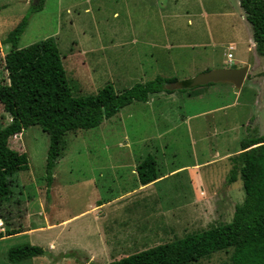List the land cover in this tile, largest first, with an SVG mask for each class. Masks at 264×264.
<instances>
[{"label": "rangeland", "instance_id": "obj_1", "mask_svg": "<svg viewBox=\"0 0 264 264\" xmlns=\"http://www.w3.org/2000/svg\"><path fill=\"white\" fill-rule=\"evenodd\" d=\"M35 1L0 0V130L28 162L26 170L0 175V230H22L0 239V264H107L229 222L245 196L239 176L227 181L233 159L242 140L264 135V59L248 50L252 30L239 22L238 0H44L30 13ZM25 15L18 47L52 37L76 95L106 83L120 92L156 76L181 81L246 60L247 78L239 89L209 83L161 92L95 128L66 133L46 199L49 135L38 125L18 130L4 102L10 78L3 40ZM148 154L170 178L143 187L139 200L127 191L138 189L132 169ZM108 239L114 244L106 248ZM26 244L46 254L10 262L8 250ZM232 250L190 264H235Z\"/></svg>", "mask_w": 264, "mask_h": 264}, {"label": "trees", "instance_id": "obj_2", "mask_svg": "<svg viewBox=\"0 0 264 264\" xmlns=\"http://www.w3.org/2000/svg\"><path fill=\"white\" fill-rule=\"evenodd\" d=\"M238 1L251 27L256 53L264 59V0ZM43 4L44 0H36L30 5L29 12L40 11ZM28 18V15L23 16L3 40V44L9 46L4 66L10 78L9 97L4 102L13 112L18 130L38 125L49 135L45 165L48 199L52 172L65 147L63 138L66 133L95 128L133 102H147L150 96L161 92L172 93L176 90L168 85L177 78L156 76L120 92H116L111 83H106L96 93L76 95L52 37L18 47ZM262 74L264 76V67ZM233 160L236 165L227 181L234 182L239 176L245 196L243 202L235 206L229 222L189 233L107 264H190L227 249H233L229 258L235 264H264V135L242 140L240 152ZM26 169V155L10 149L8 136L0 130V175L11 176ZM136 172L142 185L156 180L159 171L154 156L148 154L143 158L136 166ZM3 197L0 195V203ZM0 220L6 221L2 215ZM20 232L22 230L5 228L0 231V239ZM45 254L39 246L26 244L11 247L7 258L16 263Z\"/></svg>", "mask_w": 264, "mask_h": 264}, {"label": "water", "instance_id": "obj_3", "mask_svg": "<svg viewBox=\"0 0 264 264\" xmlns=\"http://www.w3.org/2000/svg\"><path fill=\"white\" fill-rule=\"evenodd\" d=\"M248 66L244 65L235 68H217L201 72L194 77L181 81H175L168 85L172 90L193 89L209 83H230L235 88H241L247 78Z\"/></svg>", "mask_w": 264, "mask_h": 264}, {"label": "crops", "instance_id": "obj_4", "mask_svg": "<svg viewBox=\"0 0 264 264\" xmlns=\"http://www.w3.org/2000/svg\"><path fill=\"white\" fill-rule=\"evenodd\" d=\"M239 2V1H238ZM240 6V5H239ZM241 8V7H240ZM200 14L202 15L203 14V12H200ZM239 15H240V19H239V22H242V20H245L246 21V19H245V15H244V13H242V12H240L239 11ZM241 25V27L243 28V26H242V24H240ZM244 32V31H243ZM248 42H249V40H248ZM248 45V50H251L250 51V54L251 55H255L256 53H255V51H254V48H255V44H254V42H252L251 44L250 43H248L247 44ZM233 50V48H232V46L231 45H228V53H231L232 54V51ZM227 53V54H228ZM232 59H233V54H232ZM232 61V60H231ZM249 62H248V60H246V61H242V62H238V64H240L239 66H236V67H241V66H243V65H249L248 64ZM248 70H249V68H248ZM217 84V83H216ZM132 172L133 173H136L137 174V172H136V167H133V169H132ZM169 173H170V171H169ZM168 172L167 173H164V176L163 175H161V173H160V175H159V177L156 179V180H154V181H152V182H150V183H148V184H146V185H142L140 182H139V187H138V189L137 188H135V189H133L132 191H127V194L128 193H130V195L132 196V195H134V194H138V197H139V200H141L142 198H141V193H142V188L143 187H146V186H156L157 184H161L163 181H165V180H167L168 178H170V174H169ZM167 177V178H166ZM54 181H52V183H53ZM160 186V185H159ZM156 190H157V192L158 193H163L161 190H159L158 188H156ZM138 191H141V192H138ZM126 196H128V195H126ZM135 202L136 201H133L131 204L132 205H135ZM52 204H53V201H52ZM51 204V206H50V210H51V208L53 207V205ZM95 208H98V209H102V208H104V204H99V205H97V206H94ZM1 231V230H0ZM21 233V232H20ZM19 234V233H18ZM16 235V234H15ZM4 237H8V236H4ZM3 238V237H2ZM104 239H107V237L106 238H104ZM111 242H112V244H111ZM106 243H107V245H105V247L106 248H108V247H111V245H113L114 243H113V240L112 239H108L107 241H106ZM130 245V244H129ZM78 247H81V246H79L78 245ZM81 248H84V246L83 247H81ZM88 249V248H87ZM111 258V257H110Z\"/></svg>", "mask_w": 264, "mask_h": 264}, {"label": "built area", "instance_id": "obj_5", "mask_svg": "<svg viewBox=\"0 0 264 264\" xmlns=\"http://www.w3.org/2000/svg\"><path fill=\"white\" fill-rule=\"evenodd\" d=\"M227 59H228V62H231V60H232V54L231 53L227 54Z\"/></svg>", "mask_w": 264, "mask_h": 264}]
</instances>
